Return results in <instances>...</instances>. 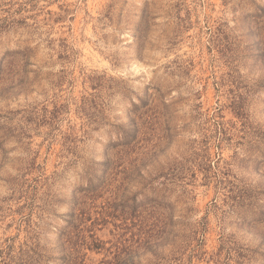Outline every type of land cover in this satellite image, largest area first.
<instances>
[{
	"label": "rangeland",
	"instance_id": "374dc122",
	"mask_svg": "<svg viewBox=\"0 0 264 264\" xmlns=\"http://www.w3.org/2000/svg\"><path fill=\"white\" fill-rule=\"evenodd\" d=\"M0 264H264V0H0Z\"/></svg>",
	"mask_w": 264,
	"mask_h": 264
}]
</instances>
